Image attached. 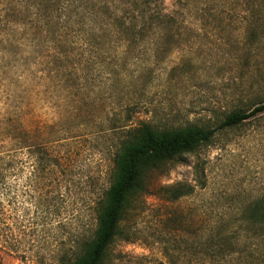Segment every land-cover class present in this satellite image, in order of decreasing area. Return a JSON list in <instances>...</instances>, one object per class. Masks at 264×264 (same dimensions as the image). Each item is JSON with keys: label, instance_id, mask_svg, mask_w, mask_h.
Returning <instances> with one entry per match:
<instances>
[{"label": "rangeland", "instance_id": "1", "mask_svg": "<svg viewBox=\"0 0 264 264\" xmlns=\"http://www.w3.org/2000/svg\"><path fill=\"white\" fill-rule=\"evenodd\" d=\"M97 1L90 5L101 15L134 10L133 0L103 10ZM162 1L177 18L173 28L136 47L103 44L93 68L66 75L67 59L44 75L37 96L26 97L38 148L20 150L19 171L8 165L12 80L0 53V264L76 263L95 238L115 157L143 123L217 132L146 173L103 264H264L261 231L242 222L245 208L264 196V113L219 127L230 113L264 102V0H254L252 19L218 12L222 0ZM8 2L14 0H0V8ZM206 6L212 10L203 14ZM73 17L64 15L61 24L77 27ZM31 20L30 32L46 30L32 28ZM253 27L258 43L250 41ZM39 48L26 61L43 76L49 60ZM46 150L53 161L45 160ZM181 184L191 193L173 199Z\"/></svg>", "mask_w": 264, "mask_h": 264}, {"label": "trees", "instance_id": "2", "mask_svg": "<svg viewBox=\"0 0 264 264\" xmlns=\"http://www.w3.org/2000/svg\"><path fill=\"white\" fill-rule=\"evenodd\" d=\"M114 1L116 0H100V3L97 1L95 5L101 6L100 10L110 9ZM92 2L90 0H14L8 2L7 7L0 8V53L6 54L5 63L8 65V74L12 80L9 96L8 138L11 148L8 165L13 170H21L22 166H19L17 160L20 150L28 147L34 148L33 152H36L38 148L36 141L39 128L27 122L26 111L29 112L32 103L27 102L29 99L26 97L37 96L40 82L46 76L56 73L57 67L63 66L59 63L69 59L71 64L65 74L72 75L82 71L84 65L87 68L96 66L98 64L96 58L99 54L95 49L103 44L118 42L136 47L152 41L154 39L152 34L155 35L156 31L161 33L163 32L161 30L173 28L177 24V18L165 12L162 0H133L132 11L127 10L123 14L103 13V15L92 12L93 8L90 5ZM125 3L128 4L126 1ZM219 5L218 12L246 14L251 19L257 15L258 6L254 0H222ZM205 8L200 12L205 14L212 10L207 6ZM24 11H27L26 16L23 14ZM66 14L74 15L70 19L77 27L61 24V17ZM30 19H34L31 20V24L34 25L32 28L43 27L46 30L39 35L37 32H30L31 28L27 26ZM259 24L257 22L256 25ZM249 32L250 41L258 43L260 41L257 40L258 32L254 27ZM39 46L44 47L45 58L49 60L48 74L41 73L43 76L37 75L36 63L32 62L34 67L26 61L28 56H37V52L41 51ZM36 60L44 62L39 56ZM260 113H264V102L248 111L237 110L230 113L219 127L240 125ZM216 132V129L199 126L159 130L148 123L134 128L115 157L114 183L107 192L106 201L101 208L95 238L74 264H103L108 247L119 233V222L129 197L143 190L146 173L159 169L163 164L182 154L194 152L202 144L208 143ZM45 160L53 161V158H49L47 150ZM35 167L33 171L36 170ZM191 189L181 184L173 190L172 198L179 199L189 195ZM242 222L249 224L250 229L260 230L264 239V196L245 208Z\"/></svg>", "mask_w": 264, "mask_h": 264}]
</instances>
